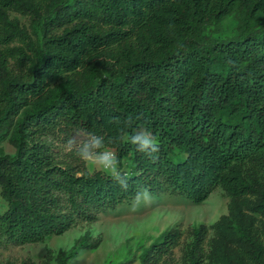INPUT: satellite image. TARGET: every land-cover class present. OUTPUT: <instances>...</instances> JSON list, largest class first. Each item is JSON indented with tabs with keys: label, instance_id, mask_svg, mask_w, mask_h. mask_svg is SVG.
<instances>
[{
	"label": "trees",
	"instance_id": "1",
	"mask_svg": "<svg viewBox=\"0 0 264 264\" xmlns=\"http://www.w3.org/2000/svg\"><path fill=\"white\" fill-rule=\"evenodd\" d=\"M234 11L235 35L216 36ZM259 14L264 0H0V142L14 148L0 153L8 208L0 213V244L40 242L91 223L141 187L193 203L221 187L229 211L211 236L203 224L185 232L175 225L142 250L138 264H264ZM127 117L128 133L147 128L158 137L156 162L119 142ZM89 132L104 136L122 170L129 163L128 191L103 173L77 178L86 166L64 145ZM97 244L79 239L56 254V264Z\"/></svg>",
	"mask_w": 264,
	"mask_h": 264
},
{
	"label": "rangeland",
	"instance_id": "2",
	"mask_svg": "<svg viewBox=\"0 0 264 264\" xmlns=\"http://www.w3.org/2000/svg\"><path fill=\"white\" fill-rule=\"evenodd\" d=\"M259 16L264 17L263 14ZM10 17L28 25L27 17L10 12ZM239 14L234 11L224 17L216 36L226 39L236 33ZM71 138L77 141L82 136L73 133ZM13 154L14 148L7 140L0 142V153ZM182 158V155L175 157ZM86 166V165H85ZM124 170L129 172V163H124ZM150 204H141L134 211L132 200L124 202L113 209L98 214L91 223H79L60 235H52L40 242L22 245L0 244V264H21L30 261L35 264H56V254L70 249L82 239L84 244L97 241L93 249L81 248L78 254L66 264H138L139 254L165 230L179 225L182 231L192 225H205L209 235L213 233L214 223L229 211L230 196L216 187L208 197L193 203L183 195L166 191L152 193ZM5 201L0 195V208ZM2 213V212H0ZM184 241L187 240L185 237ZM180 246L174 249V260L180 259Z\"/></svg>",
	"mask_w": 264,
	"mask_h": 264
},
{
	"label": "clouds",
	"instance_id": "3",
	"mask_svg": "<svg viewBox=\"0 0 264 264\" xmlns=\"http://www.w3.org/2000/svg\"><path fill=\"white\" fill-rule=\"evenodd\" d=\"M123 123L124 126L118 129L119 142L134 146L137 152L142 153L150 161L156 162L160 151L158 137L147 128H139L133 133H128L126 129L131 127L132 117H127ZM64 151L74 154L86 165L85 170L76 173L77 178L90 179L96 172L103 173L122 191H128L130 173L121 169L117 152L106 145L104 136L89 132L85 133V138L80 141L69 138L64 145ZM152 200L153 195L150 189L141 187L133 196L131 208L134 211L141 204H150ZM7 210L5 202L0 212Z\"/></svg>",
	"mask_w": 264,
	"mask_h": 264
}]
</instances>
